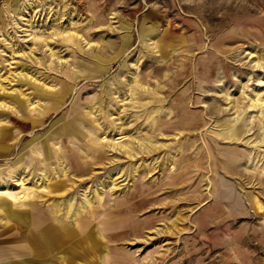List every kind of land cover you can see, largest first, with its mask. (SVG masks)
<instances>
[{
	"label": "rangeland",
	"instance_id": "obj_1",
	"mask_svg": "<svg viewBox=\"0 0 264 264\" xmlns=\"http://www.w3.org/2000/svg\"><path fill=\"white\" fill-rule=\"evenodd\" d=\"M26 201L95 211L84 264H264V0H0V225Z\"/></svg>",
	"mask_w": 264,
	"mask_h": 264
},
{
	"label": "crops",
	"instance_id": "obj_2",
	"mask_svg": "<svg viewBox=\"0 0 264 264\" xmlns=\"http://www.w3.org/2000/svg\"><path fill=\"white\" fill-rule=\"evenodd\" d=\"M248 198L250 197L246 195L247 200ZM21 206L26 208L15 211L11 204L5 205V215L19 225L8 223L0 225V251L2 254L3 251L7 252L5 255H16L22 250L27 254L22 264L32 261L34 264H60V261L76 264L93 263L99 259V252H102L103 248L105 250L108 248L106 243L95 235L96 231L92 224L95 211H87L86 215L83 214L81 218L78 216L76 221L72 222L57 217L58 214L51 206L44 209L45 205L30 201L22 203ZM254 207L253 200L250 206L246 204L244 207L242 204L243 213L247 214L248 210L252 209L253 212L249 213L256 215ZM102 261L104 264H131L134 260L126 253L109 251L102 256ZM144 262L149 264V260ZM0 264L16 263L12 258H4Z\"/></svg>",
	"mask_w": 264,
	"mask_h": 264
},
{
	"label": "bare ground",
	"instance_id": "obj_3",
	"mask_svg": "<svg viewBox=\"0 0 264 264\" xmlns=\"http://www.w3.org/2000/svg\"><path fill=\"white\" fill-rule=\"evenodd\" d=\"M75 119H76V118H75ZM79 120H80V119H79ZM79 120H78V121H79ZM77 123H78V122H77ZM72 125H74V124H72ZM72 129H73V128H72ZM76 130H77V129H76ZM77 131H78V130H77ZM67 133H68V132H67ZM77 133H78V132H77ZM77 133H76V134H77ZM77 135H78V134H77ZM78 138H79V137H76V138H74V139H78ZM79 139H80V138H79ZM113 147H114V146L112 145V148H113ZM37 152H38V151H37ZM37 152H36V153H37ZM37 154L41 155L42 153L40 152V153H37ZM47 193H48V192H47ZM86 197H87V196H86ZM86 197H85V198H86ZM23 198H24V197H23ZM72 199H73V198H72ZM72 199H70V202H68V204L71 205V207H73V204H74V203L72 202ZM86 202H89L88 198H86ZM57 217H59V216H57Z\"/></svg>",
	"mask_w": 264,
	"mask_h": 264
}]
</instances>
